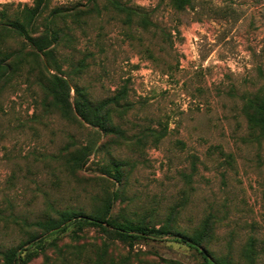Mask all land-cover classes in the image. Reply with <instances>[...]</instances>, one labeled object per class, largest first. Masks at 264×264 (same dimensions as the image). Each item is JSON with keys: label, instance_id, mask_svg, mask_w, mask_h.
I'll return each instance as SVG.
<instances>
[{"label": "rangeland", "instance_id": "obj_1", "mask_svg": "<svg viewBox=\"0 0 264 264\" xmlns=\"http://www.w3.org/2000/svg\"><path fill=\"white\" fill-rule=\"evenodd\" d=\"M117 1L122 8L49 0L30 28L61 30L54 56L68 99L75 85L93 103L111 98L102 112L118 131L54 106L40 86L44 57L0 31V49L20 50L0 91V252L40 232L44 249L28 264H204L172 234L122 239L104 223L58 233L33 225L72 209L182 235L210 216L206 255L264 264V133L259 115L243 111L246 96L264 95V0ZM31 4L0 0V10ZM72 143L93 145L79 168L64 151ZM112 160L122 162L119 180Z\"/></svg>", "mask_w": 264, "mask_h": 264}, {"label": "trees", "instance_id": "obj_2", "mask_svg": "<svg viewBox=\"0 0 264 264\" xmlns=\"http://www.w3.org/2000/svg\"><path fill=\"white\" fill-rule=\"evenodd\" d=\"M114 6L121 7L117 0H109ZM49 0H32L31 5H23L19 12L9 14L5 10V6L0 10V31H14L24 40H26L33 52L36 55L43 56L46 60L45 68L47 70L46 82L40 79V86L44 91V94L50 97L54 106L62 111L72 110L77 119L81 122L87 123L93 127H97L102 131L114 132L118 131L114 125L107 126L106 117L102 110L110 102L111 98H106L98 102H92L83 93L78 86H74L77 98L70 102L68 99L69 85L66 79L61 74H66V71L60 68V64L57 63L54 56L55 46L60 41L58 27H45L42 30L30 28L32 21L41 13V10L48 4ZM180 8V7H179ZM128 12H136L139 14L141 20L147 24L150 23V18L141 8H123ZM57 14L61 12L59 9H54ZM20 50L13 49H0V91L2 85L10 79L14 68L13 57L15 58L19 54ZM13 59V60H12ZM52 67V68H51ZM53 69L55 73H50L48 70ZM60 74V75H59ZM73 109H72V106ZM243 111L246 113L249 120L252 119L253 114L259 115L260 128L264 133V95L246 96ZM93 145L88 143L81 144H68L64 147V151L72 153L68 156V162L73 168H79L88 158L92 152ZM122 162L119 160H112L110 168L112 169V176L119 180L120 178V166ZM210 216H207L200 223L199 227L191 234L182 235L179 232H172L166 226L154 227L148 226L143 223H134L131 221L115 222L112 218H108L106 214H85L82 211H75L72 209L60 210L54 218H47L45 220H37L33 223L36 227L41 229L44 233L52 232L58 233L65 230L69 225H76L78 229H81L83 225H96L111 227V232L116 233L122 239L125 237L141 238L144 235L160 236L164 234H172L174 236H180L181 241L186 243L191 248L197 250L204 261V264H230L228 260L220 257L210 258L205 254L207 251L202 249V244L206 240L208 233H211L212 222ZM40 233V232H39ZM34 234L30 236L26 241L27 245L24 248L19 249V246H12L4 249L0 252L2 262L1 264H28L38 253L43 251L45 239L39 237L41 234ZM43 233V232H42ZM24 244V243H23ZM201 249V250H200ZM203 250V251H202Z\"/></svg>", "mask_w": 264, "mask_h": 264}]
</instances>
